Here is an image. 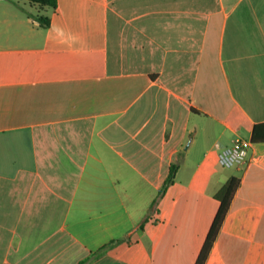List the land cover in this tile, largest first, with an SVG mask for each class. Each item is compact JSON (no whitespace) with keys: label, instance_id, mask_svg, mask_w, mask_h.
<instances>
[{"label":"crops","instance_id":"obj_1","mask_svg":"<svg viewBox=\"0 0 264 264\" xmlns=\"http://www.w3.org/2000/svg\"><path fill=\"white\" fill-rule=\"evenodd\" d=\"M12 5L0 8V264H196L231 177L206 264H264V143L251 142L264 0ZM238 138L247 162L222 167Z\"/></svg>","mask_w":264,"mask_h":264},{"label":"trees","instance_id":"obj_2","mask_svg":"<svg viewBox=\"0 0 264 264\" xmlns=\"http://www.w3.org/2000/svg\"><path fill=\"white\" fill-rule=\"evenodd\" d=\"M31 4H37L42 7L56 8L57 0H25ZM41 25L43 27H48L50 25L49 18H39ZM251 142L253 144L264 143V123L254 126L251 136ZM177 172V166H172L170 174L166 179L163 192L174 182L175 175ZM240 179L237 177H231L223 185V187L216 193L215 199L219 202L220 206L218 212L214 218L213 224L209 230L203 248L199 254L196 264H206L207 258L211 252V249L216 241L219 231L223 225V222L228 214L231 202L235 196L236 191L240 186Z\"/></svg>","mask_w":264,"mask_h":264},{"label":"built area","instance_id":"obj_3","mask_svg":"<svg viewBox=\"0 0 264 264\" xmlns=\"http://www.w3.org/2000/svg\"><path fill=\"white\" fill-rule=\"evenodd\" d=\"M252 146L250 141L244 139H236L229 147L220 151L219 161L222 167L232 168L240 166L247 162L249 151Z\"/></svg>","mask_w":264,"mask_h":264},{"label":"rangeland","instance_id":"obj_4","mask_svg":"<svg viewBox=\"0 0 264 264\" xmlns=\"http://www.w3.org/2000/svg\"><path fill=\"white\" fill-rule=\"evenodd\" d=\"M12 0H0V8H8V7H12ZM26 9L32 11L35 14H38V11L35 9H30L29 5L26 6ZM236 167V166H234Z\"/></svg>","mask_w":264,"mask_h":264}]
</instances>
